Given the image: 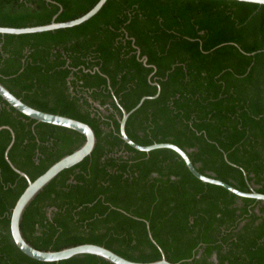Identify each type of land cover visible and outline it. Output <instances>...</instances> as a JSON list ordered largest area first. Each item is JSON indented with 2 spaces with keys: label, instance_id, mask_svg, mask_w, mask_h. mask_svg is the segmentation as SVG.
I'll return each instance as SVG.
<instances>
[{
  "label": "trees",
  "instance_id": "16d2710c",
  "mask_svg": "<svg viewBox=\"0 0 264 264\" xmlns=\"http://www.w3.org/2000/svg\"><path fill=\"white\" fill-rule=\"evenodd\" d=\"M97 2L0 0V26L68 21ZM0 81L37 109L87 122L97 136L93 152L26 208L21 229L34 247L96 243L148 262L161 258L160 246L175 264H264V201L198 179L172 149L133 148L120 135L116 102L131 110L158 82L159 96L130 115L128 135L142 145L175 143L200 172L264 193V4L107 0L73 27L0 33ZM2 125L15 131L10 159L32 180L86 139L0 96ZM10 141L0 130V264H113L93 254L41 261L18 248L10 217L28 180L5 158Z\"/></svg>",
  "mask_w": 264,
  "mask_h": 264
},
{
  "label": "water",
  "instance_id": "95a60500",
  "mask_svg": "<svg viewBox=\"0 0 264 264\" xmlns=\"http://www.w3.org/2000/svg\"><path fill=\"white\" fill-rule=\"evenodd\" d=\"M238 1L264 4V0H238ZM106 2L107 0H98V2L85 14L72 20L55 21V17H56L55 16L50 23L43 25L25 26V27L0 26V33L19 35L26 33L50 31L59 28L73 27L87 21L88 19L96 15L102 9V7L105 5ZM138 53L140 54V50H138ZM141 60H143V62L147 64V56H143ZM154 84L158 87L157 93L153 96H143L140 99V101L136 104V106H134L131 110L125 109L120 104L119 100L116 99V102L120 106L122 111V116L119 118L120 135L122 139L126 143L131 145L133 148L140 151L150 152L151 150L159 149V148L172 149L183 158L189 170L198 179L207 183H212L222 186L240 197H252L264 201V193L258 192L253 187L251 188L250 191H243L224 180L216 178L213 175L204 174L200 172L198 170L197 165H195L191 160L188 151L175 143L156 142L149 145H142L135 142L128 135L126 131V124L130 115L138 108H140L146 99L155 98L159 96L161 92V86L158 82H155ZM0 96L5 101H7L10 104V106L14 107L16 110L20 111L21 113L25 114L26 116L32 119H35L38 122H45L53 125L67 127L82 133L86 138L84 143L80 147L75 149L73 152L61 157L59 160L54 162L45 172L39 175L36 179L32 180L30 176L25 171L19 169L9 157L10 149L12 148L15 142V131L9 125L0 126V130L8 129L11 132V141L5 150L6 160L9 162L11 167L17 173H19L21 176H24L28 180V185L17 199L14 207L12 208L11 217H10L11 234L15 244L18 246V248L21 251H23L28 256L41 261H60L77 255L93 254L102 257L113 264H175L174 262H171L170 260L167 259L165 252L157 244L151 232L149 233V235L152 241L159 246L162 256L158 260L148 261V262L130 260L116 253L115 251L107 248L106 246L96 243H82L74 246L65 247L60 250H42L30 244L24 237L21 229V221L26 208L31 203V201L36 197V195L62 170L76 165L77 163L81 162L85 157L89 156L93 152L96 146L97 136L93 127L87 122L66 115L51 113L37 109L24 102L18 96H16L1 81H0ZM148 227H149V223H148Z\"/></svg>",
  "mask_w": 264,
  "mask_h": 264
}]
</instances>
